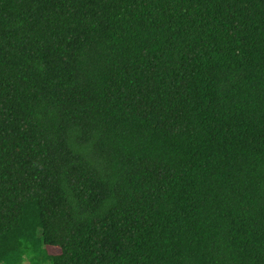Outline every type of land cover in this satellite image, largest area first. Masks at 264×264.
Returning a JSON list of instances; mask_svg holds the SVG:
<instances>
[{"label": "trees", "instance_id": "1", "mask_svg": "<svg viewBox=\"0 0 264 264\" xmlns=\"http://www.w3.org/2000/svg\"><path fill=\"white\" fill-rule=\"evenodd\" d=\"M25 260L264 264V0H0V264Z\"/></svg>", "mask_w": 264, "mask_h": 264}, {"label": "rangeland", "instance_id": "2", "mask_svg": "<svg viewBox=\"0 0 264 264\" xmlns=\"http://www.w3.org/2000/svg\"><path fill=\"white\" fill-rule=\"evenodd\" d=\"M47 252L50 254H57L59 252V249L57 247H51L47 246ZM24 264H26V260L24 261Z\"/></svg>", "mask_w": 264, "mask_h": 264}]
</instances>
